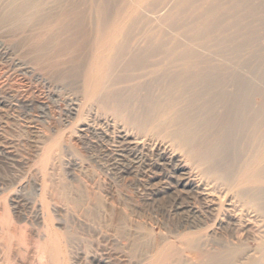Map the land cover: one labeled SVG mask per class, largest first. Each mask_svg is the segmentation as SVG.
I'll list each match as a JSON object with an SVG mask.
<instances>
[{
	"label": "bare ground",
	"instance_id": "1",
	"mask_svg": "<svg viewBox=\"0 0 264 264\" xmlns=\"http://www.w3.org/2000/svg\"><path fill=\"white\" fill-rule=\"evenodd\" d=\"M110 2L10 0L0 27L38 21L41 32L20 42L41 70L81 94L68 115L119 129L115 157L127 165L112 169L138 170L134 181L154 182L148 196L164 198L160 219L141 228L147 248L137 264H264L263 72L241 60L249 44L205 36L210 26L204 36H133L152 16L176 34L191 0H128L114 17Z\"/></svg>",
	"mask_w": 264,
	"mask_h": 264
},
{
	"label": "rangeland",
	"instance_id": "2",
	"mask_svg": "<svg viewBox=\"0 0 264 264\" xmlns=\"http://www.w3.org/2000/svg\"><path fill=\"white\" fill-rule=\"evenodd\" d=\"M127 1L111 0L108 16L124 14ZM6 2L0 0V15ZM183 11L178 18L185 27L176 34L152 16L133 36H204L210 26L205 36L215 40L238 37L249 44L241 60L263 72L264 95V0H191ZM33 22L0 27V264H137L147 248L141 228L160 219L164 198L148 196L154 182L137 181L138 170L112 169L127 165L115 157L119 129L93 114L79 121L68 115L69 103L82 96L32 62L20 37L41 32ZM86 25L87 36H95ZM85 124L90 129L83 135Z\"/></svg>",
	"mask_w": 264,
	"mask_h": 264
}]
</instances>
